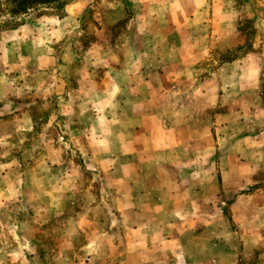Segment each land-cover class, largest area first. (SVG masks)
<instances>
[{
  "label": "clouds",
  "instance_id": "1",
  "mask_svg": "<svg viewBox=\"0 0 264 264\" xmlns=\"http://www.w3.org/2000/svg\"><path fill=\"white\" fill-rule=\"evenodd\" d=\"M191 3L199 10L207 6L208 0H191ZM250 3L255 8L254 13L249 0H227L222 17L226 22L225 42L216 50L215 55L209 56L205 52L199 67L194 70L195 77L205 83L209 79L219 81L215 92L196 87V80L187 71L184 75L188 83L179 81L177 77L169 75L167 67H162L156 62L155 56H150L148 52L128 51L133 44L143 47L138 41L152 34L154 24L175 25L178 16L187 21L188 11L191 9H186L184 0H128L126 14L117 12V18L112 22V28L115 29L112 46L100 59L92 55L95 51L92 47L93 38L104 28L102 19H97V16L109 11L116 12L117 6L123 9L122 4L118 5V0L116 3H110L109 0H81L77 14L69 15L64 20H60L55 14V5L49 3V0H38L28 13L16 18V23L23 20L20 28L8 36L0 33V117L13 118L12 130L0 132V160L10 157L13 150L22 153L27 160L31 153L24 149L26 133L34 132V126L30 119L15 123L18 119L15 114L25 107L35 106L37 96L44 101L42 110L46 111L49 96L53 94L52 89L44 88L43 81H37L35 85L28 82L26 76L30 64L33 73H46L47 66L41 63V57L59 56L64 52L61 41L74 36L85 64L101 73L96 77L101 81L99 86L91 82L85 88L78 80L75 81V86L69 85L64 92L55 88L54 78L52 86L57 96L56 104L61 109L60 115L66 119L63 125L57 123L60 132L56 142L61 148L56 154L57 158L51 159V164H60L61 153H70L73 158L82 159L83 172L91 176V182L96 184L94 191L100 198V204L92 208L90 205L96 203V196L88 195L89 206L86 212L103 214L107 228V231L91 239L85 234L87 243L82 251L86 255L99 258L106 248H112L113 241H119L126 247L128 255L135 258L134 264H225L227 259L235 260L241 256V264H264V99H261L264 97V89L259 86V73L264 71V67L258 69L257 78L249 83L247 77L242 75L243 68L236 64L237 58L246 55H264V50L258 49L254 43L252 52L241 51L239 48L247 38L239 28L245 27L252 20L251 27L258 30L254 16L260 17V23L264 24V12L261 11L264 0H250ZM86 8H91L92 17L84 20L85 26L81 27L77 16L83 15ZM67 11L65 6L64 12ZM46 15L53 16L54 20H46ZM9 20H12L10 16H0V23ZM84 40L89 42L88 52L84 51ZM54 45L58 46V51ZM113 48L116 53L124 56V64L114 54ZM22 49L28 50V58L22 54ZM225 57L232 58L233 69H239L236 74L227 75L222 71L226 64ZM113 64L122 71L116 72ZM128 64L138 65L135 70L137 73L142 67L151 81L159 82L163 78L170 94L160 110V118L167 126L179 127L181 122L186 123L193 116L207 120L208 113H232L231 134L227 129L221 130L217 126L214 145L204 144L208 137H201V146L191 151L190 158L187 148L184 149V159L178 156L156 158L155 166L163 167L166 174L174 176L173 187L176 189L187 180L190 182L189 186L207 189L214 194V199L209 204L213 215L206 220L190 222L197 218L195 208L191 212L171 213L165 226L174 228L175 234L169 232L168 239L162 238L163 228L160 226L149 228L146 224H137V206L127 196L114 199L109 191L112 185L103 183L98 174L99 171L108 172V168L98 157L114 154L116 145L121 140L120 130L123 125L117 114L120 103L111 89L115 87L117 78L122 82L127 79L132 71L126 67ZM16 71L20 72L18 77L12 75ZM105 79L110 81L111 87L103 84ZM42 89L43 95H39ZM123 94V89L117 92V95ZM214 95L216 99L211 101L209 98ZM101 97L109 99L104 111L96 108ZM65 108L69 111H65ZM73 123L81 129L79 137L71 131ZM51 126L52 121L41 130L40 144L45 147L47 128ZM64 134L69 135V141L64 140ZM13 138L17 143L11 142ZM39 146L34 143L32 152ZM217 153L218 160L214 159ZM236 154L244 162L240 166L233 164ZM19 168L20 164L14 158L10 163H0V264H41V250L48 253L49 249L43 243H34L36 229L25 221L30 213H35L31 217L32 223L43 227L50 213L55 215L57 221L72 215L73 209L79 206L76 200V180L81 183L88 181L80 175L61 183L56 176H52L49 183L57 180L59 185L55 191L61 194L71 193L65 195L69 205L62 206L57 197L52 204L41 207V194L32 193L26 173L20 172ZM40 168L43 172H52L46 162H42ZM32 183L38 184L34 177ZM217 184L223 188L222 195H219ZM250 189L255 190L254 198L244 196L241 204V194ZM42 194L50 196L47 192ZM230 201L234 203L230 205ZM201 203L204 201L201 200ZM237 206L241 209L240 220L236 219ZM217 207L220 209L218 213ZM224 209L228 210L231 222L224 217ZM208 220L212 222L208 223ZM130 225H135L138 231L146 235L136 236L133 233V239L125 245V239L131 231ZM83 229V224H73L63 234V246L54 257L56 264H65V251L71 249V241L78 239ZM156 231L161 232V238H156ZM121 232L125 239L121 238ZM200 234H205V238H197ZM53 238L54 234L44 236L46 240ZM43 260L53 264L49 255H45Z\"/></svg>",
  "mask_w": 264,
  "mask_h": 264
},
{
  "label": "crops",
  "instance_id": "2",
  "mask_svg": "<svg viewBox=\"0 0 264 264\" xmlns=\"http://www.w3.org/2000/svg\"><path fill=\"white\" fill-rule=\"evenodd\" d=\"M110 3H116L117 0H109ZM128 0H118V5H123V9L117 6V11H109L101 18L103 21L104 28L97 32L96 37L93 38L92 47L95 51L92 55L96 56L97 59L104 57L105 52L108 51L109 47L112 46L114 29L112 28V22L117 18V12H124L126 14ZM227 0H208V4L205 8L197 10L195 5L191 3V0H184L186 9L188 11L187 21L181 17H177V23L175 25H166L157 23L152 27V34L146 35L145 38L138 41V44H142L143 47H137L136 44L130 46L128 51H136L137 53L148 52L149 55H154L156 62L160 63L162 67L166 66L168 74L175 76L179 81H186L184 73L187 71L196 80V87L212 89L215 92L219 81L209 79L206 83L202 79L195 77V69L199 67L202 62L201 57L205 52L210 56L212 51H216L221 44L225 42V29L226 22L222 19L225 12ZM81 0L74 1L67 5L68 11L65 12L64 17L59 18L64 20L69 15H76L80 8ZM264 10V8H262ZM92 13L91 8H86L83 15H78V22L83 27V21L85 20L86 13ZM195 13V14H193ZM98 19V18H97ZM99 28V25H96ZM13 28L9 31H0L4 36H8L13 33ZM107 30V31H105ZM64 52L56 57H41V63L47 66L46 73H37L43 76L44 88L52 89L53 78L55 79L56 88L66 92L69 85L75 86V81H81V83L87 88V85L94 82L96 85H101V81L96 77L100 76L101 73L93 69L91 66L86 65L83 57L80 55L78 50V44L76 38L66 37L64 41ZM228 43H231L228 40ZM242 43V42H241ZM84 51H89V43L83 41ZM10 47V45H9ZM122 64L125 63L124 56L120 53H116L115 49H112ZM58 51V50H57ZM22 54L28 58L27 49H22ZM226 64L222 71L227 75L236 74L239 69H233V60H225ZM11 62V58H10ZM35 60H33V63ZM236 64L243 68L242 75H245L251 83L257 78V71L262 67L261 61L258 55L253 54L248 57L237 58ZM112 67L116 72H121L122 69L117 65L113 64ZM126 67L132 71L128 75L127 79L122 82L121 79L115 80V87L112 88V94L116 96L117 101L120 103V110L118 116L121 119V140L116 145L114 154L101 155L98 157L102 161L103 165L108 168V172L99 171V176L105 184H111L112 188L109 189L114 199H122L124 196L128 197V200L137 206L136 216L137 224H146L149 228H155L160 226L163 228L162 238L168 239L169 232L172 235L175 234V229L166 227L167 217L174 211L180 212H191L193 208L196 209V219L191 220V223L197 222V220H206L211 217L213 213L209 210V204L214 199V194L210 190H201L196 186H189V181H185V184L176 189L173 187L175 178L171 173L166 174V170L163 167L157 168L155 166V160L157 157L171 156L173 158L180 157L184 159V149L189 150V158L191 151L200 147L202 142L201 137H208L203 143L212 146L215 144L217 137V126L221 130L227 129L228 133L231 134L230 116L232 113L221 111L215 113H208L207 120H201L200 118L193 116L186 123L181 122L179 127H170L163 123L160 118V110L164 106L165 101L168 99L170 90L167 85L164 84L163 78L161 77L159 82L151 81L148 76L144 73L142 67L139 68L137 73L135 70L138 65L128 64ZM74 70V72H70ZM69 73V75H68ZM71 73V74H70ZM35 74L31 71V64L28 66V74L26 79L29 83L35 85ZM158 74V73H154ZM13 76L18 77L19 71L13 72ZM75 75V79L72 77ZM262 80V73H259V86ZM23 83V81H21ZM103 84L110 85V81L105 79ZM111 87V85H110ZM121 89L124 90L123 96L117 95V92ZM43 89L39 95H43ZM57 98L55 94L49 96L48 102L53 98ZM67 100V96L64 97ZM211 101L216 99V96L209 98ZM40 101L44 102L38 96L36 103ZM109 104V99L101 97V102L96 105L98 111H104ZM206 106V105H205ZM190 107V106H189ZM57 111L54 114H60L61 109L54 107ZM69 111L68 108L64 109ZM49 122L52 121L51 115L52 110L49 109ZM15 123L19 124L25 119H30L35 124V111L33 106L25 107L20 111L16 112ZM62 116V115H61ZM111 119V117H109ZM64 120V118H63ZM63 125L64 122H53ZM6 124H9L7 126ZM11 124V125H10ZM13 125L12 117L0 118V131L5 126L6 129L11 128ZM71 129L76 131L75 135L79 137L81 129L76 124L71 126ZM247 135V133H245ZM223 135L221 139H223ZM243 139V137H238ZM69 141V140H68ZM83 143V140H81ZM47 146H59L54 145L52 140L45 139ZM59 151L53 152V154L45 156L44 162L48 163L49 167H53L51 159L57 158L56 154ZM60 164L55 166H61L64 160V156L61 153L59 155ZM214 159H219V153ZM239 161V164H237ZM0 163H3L0 160ZM244 162L238 154L233 159V164L240 166ZM51 164V165H50ZM55 166L53 167L55 169ZM61 170V169H60ZM36 171V170H35ZM44 177L50 180L53 175L51 173H45ZM29 175V174H28ZM30 177V176H29ZM29 181V180H28ZM63 183V180H60ZM47 182V181H46ZM57 182V181H56ZM54 180L51 184H46L44 190L41 192L53 194H59L55 189L59 186ZM66 182V181H65ZM30 183V181H29ZM84 188V186H83ZM219 189V195L223 194V188L220 184H217ZM119 190V191H117ZM34 192H36L33 189ZM254 189H250L247 193L241 194V204H243V197H253ZM84 192V191H83ZM67 195V194H66ZM84 196V195H83ZM201 200L204 203H201ZM230 205L234 202L230 201ZM80 208L83 206L79 204ZM97 207V206H96ZM95 207V208H96ZM102 207V206H101ZM217 213L220 209L217 207ZM224 217L231 222L228 210H223ZM236 219H241V209L239 206L236 208ZM80 218H76L75 224H83V232L80 233L79 238H74L71 241V249L66 250L64 256L66 258L65 264H134V257H130L126 251V247L121 245L119 241H113V246L121 247L116 252L111 253L108 248L104 250V254L96 258L94 256H88L82 248L86 245L88 238H94L105 231L104 215L100 218H95L91 221L92 227L89 228L85 224L84 216L81 214ZM164 222V223H162ZM211 223V220L207 221ZM61 231H67L71 227V222H61ZM47 226V225H46ZM178 226V225H177ZM130 233L125 239V235L121 232V238L125 239V245L133 239L132 234L136 236L146 235L138 231L135 225H130ZM79 231V229H78ZM64 233L54 236L53 239H48V245L58 243L60 244L57 249L49 246V252L45 253L41 250V264H48L47 261L43 260L45 255H49L50 260L53 264H56L54 259L59 254L60 248L63 246V239L61 238ZM110 234V233H109ZM156 238H161V232L156 231ZM197 238H205V234H200ZM37 240H34L36 243ZM76 242L81 243L80 245ZM149 247L151 245L149 244ZM243 249L241 248V251ZM107 252V255L105 253ZM230 259L225 261V264H231Z\"/></svg>",
  "mask_w": 264,
  "mask_h": 264
},
{
  "label": "rangeland",
  "instance_id": "3",
  "mask_svg": "<svg viewBox=\"0 0 264 264\" xmlns=\"http://www.w3.org/2000/svg\"><path fill=\"white\" fill-rule=\"evenodd\" d=\"M74 1H77V0H63L62 2L64 4L61 7L54 9L55 14L58 15L59 18L64 17L65 6H67L69 3H72ZM249 6H250L252 12L254 13L255 8L251 6L250 0H249ZM12 8H13V6L10 3V0H0V16H10L12 18V20L6 21L4 23H0V31L1 32L2 31H9L13 28H16L15 27L16 24H18L19 25L18 28H20L21 23H23L22 19H21L20 23H16L15 21H16V18L22 17V15L24 13L13 14ZM262 8H264V7H262ZM262 8H261V11L264 12V10ZM103 16H104V14L100 13V15L97 16V18L101 19ZM116 16H117V14H116ZM91 17H92L91 12L89 14L86 13L85 20L91 19ZM45 19L46 20H54V17L50 16V15H46ZM254 20L257 22L258 30L253 29L251 27L253 24L252 20L248 21L247 25L245 27L238 29L241 33L245 34V36L247 37L245 40L242 41V43L239 46L241 51L246 50V52H252L253 51V49H252L253 43L257 46L258 49L264 50V24L260 23V17H258V16H254ZM93 23L95 24V21H93ZM84 26L85 25H83V27ZM114 31H115V29H114ZM84 42L89 43L88 40H84ZM54 47H56L58 50V46L54 45ZM27 52H28V50H27ZM215 52L216 51H212L210 56L215 55ZM248 56L249 55H246L245 57H248ZM258 58L261 61L262 67H264V55H258ZM231 59H232L231 57H225L224 58V60H231ZM33 60H34V58H33ZM70 72L73 73L74 70H71ZM261 73H262V80H261L260 87L262 89H264V71H261ZM68 75H69V73H68ZM35 78H36L35 84L37 83V81H43V76L39 75L37 73L35 74ZM72 79L73 80L75 79V75L72 77ZM55 88H56V86H55ZM53 94H55V89L53 90ZM261 99H264V97H262ZM56 100H57V98L55 97L48 102L46 111L42 110L44 107V102H42V101H40L39 103H36V105L33 106L34 111H35V118H34L35 124L32 123L34 126V132L26 133V140H25V144H24V149L27 152L31 153V155H29L27 160H25V157L22 153L17 152L15 150H13L10 157L2 160L3 163H10L11 160L14 158L19 162V164H20L19 171L26 173L27 179L30 181L29 187L31 188L32 193L41 194L40 195V199H41V205L40 206L41 207L52 204L53 201L57 197H59L60 203L62 206H68L69 205V201L65 199L66 194L59 193V194H53L50 196H45L41 193L44 190L45 185L50 184V183H49L48 178H47V180L44 178L46 176V174H45L46 172H43L41 170L40 165L42 162H44L45 156L53 154V152L60 150L59 146H56V147L55 146H52V147L47 146V147H45L44 145L40 144V134H41L42 127L49 125V111H48L49 109H51L52 113H53L51 115L53 122H64L66 119L64 116H61L60 114H58V112H57V114H54L57 111L54 107H59L56 104ZM0 118L2 119L3 117H0ZM63 118H64V120H63ZM230 118H232V115L230 116ZM6 125L9 126V124H6ZM72 125H75V123H73ZM4 130L11 131L12 129L11 128L6 129L4 126L0 132H2ZM71 131L73 133H76L75 129L74 130L71 129ZM59 132H60V128L57 127L56 123H53V125L50 128H47L46 138L52 140V143L54 145H58L59 143H57L56 141L58 139L57 134ZM77 133H80V132H77ZM63 138L65 141L70 140V137L67 134H64ZM11 142L17 143L15 138H13V140ZM34 143L38 144L40 146L37 148V150L35 152H32V148H33ZM62 154L64 156V160L66 158V161L63 162L62 167L60 165L55 166V169L53 168L54 166L52 167L53 175L57 177V180H59V181L63 180V182L69 181V180H71L77 176H80V175H83L84 177L87 178L88 182H84V183H81L80 180H76V185H77V189H78V194L76 196V200L78 202V205L81 204L83 206V209L80 208V206L76 207L75 209H73L72 215L63 217V219L61 221H57L55 218V215L50 213L46 217V222L44 223L43 227H39L36 224L32 223L31 217L34 216L35 213H30L28 220L25 221V222L29 223V225L32 228L36 229L35 240H37V242L43 243L45 245V247H47V248H50L49 246H51L53 248V250L57 249L60 244H58V243L52 244L51 243L50 245H48V242H47L48 239L47 240L44 239V236L45 235H51V234H54V236H56V235H59L61 233L67 232L65 230L61 231V227L59 225L61 222H64L67 220V222H71V226H72L73 224H75L76 218H80L79 216L82 214L84 216L85 224H87V226L89 228H91L92 227L91 221L95 218L98 219L102 216V214L99 212L96 215H93L90 212H86V209L89 206V201L87 200V196L88 195L96 196V203L90 205L92 208H95L97 205L100 204V198H99L98 194L94 191V189L96 188V184L91 182V176H89L88 173L83 172L82 159L73 158L70 153H66V154L62 153ZM78 156H79V153H77V157ZM5 174H7V173H5ZM33 177H34L35 181L38 182V184L32 183ZM10 179L14 180V177L10 176ZM57 180H54V182H56ZM0 186H2V185H0ZM83 186H84V188H83ZM33 189L36 192H34ZM67 195H71V193H68ZM76 244L80 245L81 243L76 242ZM113 244H115V243L113 242ZM118 248H121V247L115 248V246H112V248L108 249V250L111 253H113V252H116ZM105 251H107V250H105ZM105 255H107V252L105 253ZM242 260H243V257L241 256L235 260L230 259L229 261L231 264H241Z\"/></svg>",
  "mask_w": 264,
  "mask_h": 264
},
{
  "label": "trees",
  "instance_id": "4",
  "mask_svg": "<svg viewBox=\"0 0 264 264\" xmlns=\"http://www.w3.org/2000/svg\"><path fill=\"white\" fill-rule=\"evenodd\" d=\"M63 0H49V3L54 4L55 8L61 7L64 3ZM38 0H10V3L13 6L12 13H28L29 9L32 8ZM19 25L16 24L15 27H18ZM21 26V25H20Z\"/></svg>",
  "mask_w": 264,
  "mask_h": 264
}]
</instances>
